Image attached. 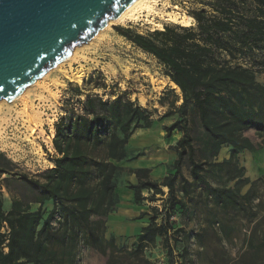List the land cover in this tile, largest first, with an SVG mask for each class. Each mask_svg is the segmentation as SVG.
Masks as SVG:
<instances>
[{
  "label": "trees",
  "instance_id": "16d2710c",
  "mask_svg": "<svg viewBox=\"0 0 264 264\" xmlns=\"http://www.w3.org/2000/svg\"><path fill=\"white\" fill-rule=\"evenodd\" d=\"M239 1L241 6L235 0H214L223 18L208 17L203 10L191 13L197 20V31L164 25L162 30L143 34L115 27L120 35L161 63L164 75L181 92L180 104L176 106V100H172L164 113L177 114L169 125H164V138H170L174 131L181 135L170 146L175 154L171 172L160 181L150 178L149 168L126 169L119 164L143 157L141 150L130 147V140L135 131L143 132L154 123L150 112L123 92L112 99L86 94L80 113L61 116L54 125L53 166L36 175L21 173L0 152L1 183L10 195L7 211L0 197V264H77L82 249L109 247L113 237L106 240L104 236L106 221L117 202V176L125 169L137 180L135 184L126 183L133 191L135 204L155 201L163 195L162 188L168 192L163 209H152L154 215L137 234L133 253L165 235L170 229L171 213L184 207L182 199L175 195L177 180L184 196L193 182L222 207L236 205L238 199L246 202L254 198L251 189L240 194L231 187L205 183L202 173L207 160L196 159L198 138L188 127V123L198 119L204 132L199 150L204 155L207 152L208 157L215 158L222 147L229 149L228 159L211 163L215 166L235 161L242 151L264 148V84L256 79L261 72L254 67L258 63L230 65L217 54L227 52L234 59V46L240 50H264V0ZM249 2L254 6L253 15H247L251 12ZM99 87L105 89L103 83ZM73 90L76 95L81 94L78 87ZM183 164L187 165L191 182L181 172ZM261 179L251 181V186ZM143 191L148 195L143 196ZM47 202L51 207L46 210ZM31 205L37 207L31 209ZM162 211L168 213L166 218ZM145 214L141 212L139 217ZM158 215L160 222L156 221ZM3 222L9 229L6 238L1 232ZM167 250L168 264H174V249L167 246ZM179 255L178 264H182L181 252Z\"/></svg>",
  "mask_w": 264,
  "mask_h": 264
},
{
  "label": "rangeland",
  "instance_id": "374dc122",
  "mask_svg": "<svg viewBox=\"0 0 264 264\" xmlns=\"http://www.w3.org/2000/svg\"><path fill=\"white\" fill-rule=\"evenodd\" d=\"M235 2L241 6L239 0ZM248 6L251 12H247V15H253V4L249 2ZM156 7L162 14L191 16V13L203 10L208 17H224L214 0H157ZM147 18L149 21L145 20ZM147 18L140 17L135 22L112 25L99 39L88 45H80L81 49L79 48L71 62L61 64L38 85L27 86V101L33 105L31 111L28 109L29 116L40 113L41 121L36 122V129L40 127L39 130L42 131V136L37 137L39 148L28 140V117L23 115V102L18 100L9 103L0 100V152L15 164L18 171L36 175L53 166L51 156L55 154V150L49 141L52 142L54 134L51 133L50 127L54 128L61 116L70 112L80 113L81 102L86 94L112 99L122 92L126 93L131 101L146 108L154 119L149 130L143 129V132L135 131L132 134L130 141L133 145L130 147L143 152V157L135 160L142 163L151 161L152 164L163 162L164 173L170 170V145L176 142L181 133L174 131L172 136H176L175 139H172V136L164 138V125H169L177 117L176 113L168 116H164V113L170 109L172 100H176V106L180 104L181 92L172 87L170 80L164 75L161 63L120 35L115 27L128 28L144 34L154 29L162 30L164 25H180L194 31H197L198 26L193 17L186 25L156 14ZM233 50L236 54L234 59L223 51L217 52L218 57L228 60L230 65L249 66L250 62H257L254 67L260 68L261 72L256 74V79L264 84V50L259 51L257 47L251 51L247 48L240 50L237 46H234ZM71 73L81 76L79 84L70 80L68 76ZM102 83L105 89L99 87ZM74 87L81 90L80 95L74 93ZM188 127L190 133L199 139L195 142L196 159L207 160L206 170L202 173L205 183L215 187H231L240 194L251 189L255 194L254 198L246 202L238 199L236 205L222 207L202 188L191 182L187 165L183 164L181 172L191 184L188 194L184 196L178 188L179 180L176 181L175 195L182 199L184 207L171 213L168 220L170 229L165 235L156 237L153 243L135 253L132 252L135 244L128 240L132 235L125 240L113 237L112 244L107 248L104 245L79 251L77 264H160L162 261L168 264L170 255L167 246L174 249L173 255L177 264L179 252L182 255V264H264V148L255 152L242 151L235 161L215 166L211 163L228 159L229 149L222 147L215 158L208 157L207 152L204 155L199 150L203 145L204 132L198 119L188 123ZM128 174L126 169L122 171L117 176V184H124ZM259 177L262 179L251 186L250 182ZM1 186L0 178V197ZM162 190L166 193L165 196H157L152 202H141V207L146 209L149 217L154 215L152 209H163V200L168 192L166 189ZM6 198L10 200V195ZM36 207L31 205V209ZM50 207L51 204L47 202L45 209ZM3 209L5 210L4 207ZM137 209L139 206L130 203L116 210L133 221ZM167 214L162 211L164 218ZM156 219L160 222L161 216L158 215Z\"/></svg>",
  "mask_w": 264,
  "mask_h": 264
},
{
  "label": "water",
  "instance_id": "95a60500",
  "mask_svg": "<svg viewBox=\"0 0 264 264\" xmlns=\"http://www.w3.org/2000/svg\"><path fill=\"white\" fill-rule=\"evenodd\" d=\"M135 0H0V100L10 101Z\"/></svg>",
  "mask_w": 264,
  "mask_h": 264
},
{
  "label": "crops",
  "instance_id": "0c3cea01",
  "mask_svg": "<svg viewBox=\"0 0 264 264\" xmlns=\"http://www.w3.org/2000/svg\"><path fill=\"white\" fill-rule=\"evenodd\" d=\"M197 42H198V40H197ZM150 128H148L146 130H149ZM175 138H176V136H172V139H175ZM174 144H175V142L171 143L170 146H172ZM171 153H172V158H171L170 164L175 158V154H174L173 150L171 151ZM119 164L126 169H135L138 167L149 168L150 169V173H149L150 178H152L154 180H158V181H160L165 175H167L168 173L171 172V167L169 166L170 172L167 171L166 173H164L163 168H162L164 164H163V162L159 163V161L152 164L151 161H147L146 163H142V162H138L137 160L133 159V160L120 162ZM127 182L134 183V184L137 182L134 174L129 173L128 177L126 178L125 183L124 184L118 183V185L115 189V193L117 196V202H116L114 212L110 213L107 217L106 231L104 233L105 234L104 236L106 239H108L109 237L112 236V237H116L117 240H125L126 237H129L130 235H132V237L128 238V240H130L131 242L136 244V236L138 233H140L141 228L148 224L149 215L147 214L146 209L141 207V203L135 204L133 202V191H131L130 189H128L126 187ZM1 187H2L1 190H2L3 207L5 208V211H7L10 208V200L6 198V197H8L7 191L4 189L3 186H1ZM142 194H143V196H146L147 192L143 191ZM143 201H145V200H143ZM130 203H131V205L134 204L136 207L139 206V209H137L136 216L133 218V221L128 220L127 216L124 213L117 212V210H116L117 208L119 209L121 207H124L125 205H129ZM133 210H134V208H133ZM141 212H146V214L139 217V214ZM6 250H4V251H6Z\"/></svg>",
  "mask_w": 264,
  "mask_h": 264
},
{
  "label": "bare ground",
  "instance_id": "6f19581e",
  "mask_svg": "<svg viewBox=\"0 0 264 264\" xmlns=\"http://www.w3.org/2000/svg\"><path fill=\"white\" fill-rule=\"evenodd\" d=\"M156 3H157V0H135L129 6L126 7V13L121 14V15H119L117 17H114V18L108 20L106 22V27H103L102 29H100L96 33V35L93 37V39L90 41V43H92L94 40L99 39L100 37H102L104 32H107V30H109L112 25H114V24L123 25L125 22H129V21L135 22V21H138L140 19V17H146L147 18L149 15L156 14V15H160L161 17H166L168 20H170L172 22H175V23H179L181 25H186L190 20L193 19L192 16H189L187 14H183L181 16L176 15V14H171V13L162 14L161 11H159L157 9ZM145 20L149 21L148 18L145 19ZM82 45H88V43H84ZM80 47H82V46L74 47L72 52H71V54L66 59H64L61 63L57 64L56 66H54L53 68H51L50 70L45 72L41 77L36 79L35 80V84H32V85L33 86L34 85H38V83L40 81H42L43 79H45L46 77H48L49 74L54 69H56L57 67H60L61 64L74 59L76 57ZM68 77L70 78L71 81H74L77 84H79L80 81H81V76L78 75V74H75V73H71ZM170 83L172 84V87H175L178 91H180L179 87L175 83H173L172 81H170ZM26 89H27V87L24 88L23 93H20L19 95H17L15 98H13L12 100H10L8 102L9 103H13L14 101H18V100L20 101V103L23 102V109H22L23 110V115L28 117V120H27L28 126L26 127V130L29 132L28 133V136H29L28 140L30 141V143L32 145H34L35 147L37 146V148H39L37 137L42 136V131L39 130L40 127H39L38 130L36 129V122H39V120H40V113L38 112L39 114L36 115V116H34V115L33 116H29L30 114L28 113V109H30V111H31V109L33 108L32 107L33 105L32 104L31 105L28 104L27 97H26ZM2 101H3V99H2ZM40 125H42V124H40ZM35 129L37 130L36 133H35ZM50 131H51L52 134H55V130H54V128L52 126L50 127ZM49 143H50V145H52L51 140L49 141ZM51 163L53 164L54 162L52 161ZM249 164L252 165V162L249 161ZM253 167H254V165H253Z\"/></svg>",
  "mask_w": 264,
  "mask_h": 264
},
{
  "label": "built area",
  "instance_id": "2783aa9c",
  "mask_svg": "<svg viewBox=\"0 0 264 264\" xmlns=\"http://www.w3.org/2000/svg\"><path fill=\"white\" fill-rule=\"evenodd\" d=\"M163 189H166V188H163ZM167 190V189H166ZM166 193H164L163 191V195L162 196H165ZM1 232L4 234L5 238L7 237L8 235V232H9V229H8V226L6 225L5 222L2 223V226H1ZM7 239H5V242L3 244V249L6 250V247H5V243H6ZM146 248V247H145ZM175 254V252H174ZM160 264H164L163 261L160 263ZM174 264H177V260L175 258V261H174Z\"/></svg>",
  "mask_w": 264,
  "mask_h": 264
}]
</instances>
